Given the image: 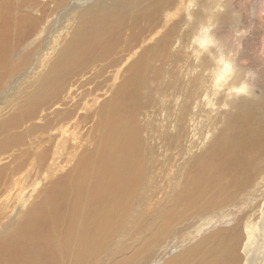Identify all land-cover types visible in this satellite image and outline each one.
Returning a JSON list of instances; mask_svg holds the SVG:
<instances>
[{"label":"rangeland","instance_id":"rangeland-1","mask_svg":"<svg viewBox=\"0 0 264 264\" xmlns=\"http://www.w3.org/2000/svg\"><path fill=\"white\" fill-rule=\"evenodd\" d=\"M98 1L15 0L17 21L25 14L39 19L35 32L17 51L22 57L13 56L12 71L7 74L6 68H0V122L23 109L28 110L34 100L32 91L37 87L38 78L47 73L58 51L72 39L80 14L94 7ZM135 1L137 8L127 18L124 35L136 30L138 23L141 26L156 24L153 31L146 28L144 39L148 40L140 42L138 48L152 42L150 38L158 40L166 25L176 23L178 27L173 34L169 55L173 60L161 66L159 71L146 68L148 82L140 88L138 100L129 101L125 106L126 112L133 115L134 120L128 125L137 131L141 140L139 145L153 150L150 163L155 168L147 175L145 206L136 205L120 233L109 242L106 250L109 256H103L107 264L129 256L137 251L136 248L140 249L136 263L144 261V258L150 261L147 260L149 256L154 259L152 254L157 250H151L144 257L143 246L151 234L144 228L152 220L158 222L162 206L169 203L172 186L180 187V176L177 175L183 174L186 161L205 150L229 114L237 110L236 105L231 112L206 105L203 99L207 79L204 70L211 67V61L205 56L198 65L200 71L193 74L194 65L184 51L193 31L205 18V11L217 2H221L225 9L217 15V35L229 50L237 54V62L242 69L250 67L259 73L255 95L250 99L256 101L257 113L247 123L248 130L255 133L264 128V53L260 52L264 40V0H199L190 23L184 15L187 0ZM234 30H247V35L235 36ZM119 51L105 60L90 61L84 69H78L76 74L66 78L57 97L37 110L35 117L18 127L0 131V232L5 226L12 227L16 219L40 201L53 181L68 174L80 156L94 150L101 141L102 131L96 127L101 122L100 110L106 106L105 100L116 91L127 65L135 58L107 66L120 55ZM26 54L31 55L29 65L13 72ZM159 64L158 61L154 65ZM9 133L12 135L10 141L7 140L10 144L4 145V138ZM15 134L18 139L13 137ZM169 155L173 157L168 159ZM263 181L264 174L244 191L231 188L229 192L232 195L229 198L226 194L218 197V202L226 201L213 206L204 218L195 217L190 212L189 218L176 220V233L166 238L165 245L169 247L163 260L154 259L149 263L162 264L166 258L179 255L212 233H220V238L228 237L240 219L245 223L250 215L253 221H257L260 210L264 208ZM256 202L257 207L249 210ZM201 225L204 229H200ZM109 230L106 229L105 235ZM183 236L187 238L183 240Z\"/></svg>","mask_w":264,"mask_h":264},{"label":"bare ground","instance_id":"bare-ground-1","mask_svg":"<svg viewBox=\"0 0 264 264\" xmlns=\"http://www.w3.org/2000/svg\"><path fill=\"white\" fill-rule=\"evenodd\" d=\"M134 2L99 0L82 12L72 39L58 51L47 73L38 78L28 110L23 109L0 122L1 131L35 117L43 104L57 97L66 78L84 69L90 61L105 60L118 50L120 55L107 66L135 57L127 65L116 91L100 110L101 122L96 127L103 136L95 149L81 155L68 174L51 183L40 201L16 219L12 227L5 226L0 232V264H107L103 256L108 255L109 242L120 233L136 205L145 206L147 175L155 168L150 163L153 150L139 145L137 131L129 127L133 115L126 112L125 106L129 101L138 100L140 88L148 82L146 68L159 71L173 60L169 55L178 24L166 25L158 40L150 38L152 42L138 48L140 42L148 40L144 39L145 30L153 31L156 24L138 23L136 30L124 35L127 18L137 8ZM38 19L25 14L17 21L15 0H0V68H6L7 74L12 71L13 56L22 57L17 51L37 29ZM30 60L31 55L26 54L13 72L28 66ZM158 61L160 64L154 65ZM255 103L242 98L209 146L186 159L183 174L177 175L180 187L172 186L169 203L162 206L158 222L152 220L144 228L151 233L143 246L144 257L151 250H157L152 257L163 260L169 247L165 245L166 238L176 233V220L189 218L190 212L204 218L213 206L226 201H217L222 194L229 198L233 187L244 191L264 174V128L252 133L247 125L257 113ZM16 136L13 137L18 139ZM11 138L9 133L3 144L7 145ZM172 157L169 155L168 159ZM257 204H252L249 210ZM107 228L110 230L105 235ZM219 236L220 233L207 235L179 255L166 258L162 264H264V208L257 221L250 215L245 223L240 219L228 237ZM182 238L185 240L187 236ZM136 250L110 264H150L154 260L149 256L150 261L144 258L136 263L140 249Z\"/></svg>","mask_w":264,"mask_h":264},{"label":"clouds","instance_id":"clouds-1","mask_svg":"<svg viewBox=\"0 0 264 264\" xmlns=\"http://www.w3.org/2000/svg\"><path fill=\"white\" fill-rule=\"evenodd\" d=\"M198 6L199 0H187L184 15L189 23L194 19L192 13ZM224 10L223 4L217 2L205 11V18L193 31L184 51L194 65L193 74L200 71L198 65L205 56L211 61V67L204 70L207 79L203 99L206 105L211 109L231 112L242 98H253L259 73L250 67L242 69L237 62V54L229 50L217 35V15ZM234 35L246 36L247 30H234ZM260 52L264 53V40Z\"/></svg>","mask_w":264,"mask_h":264}]
</instances>
